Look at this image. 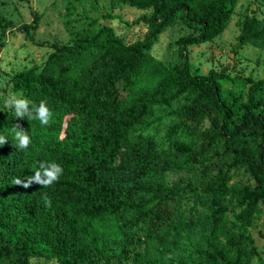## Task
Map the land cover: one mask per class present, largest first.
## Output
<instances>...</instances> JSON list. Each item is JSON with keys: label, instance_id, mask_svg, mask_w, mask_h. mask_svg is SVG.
I'll return each mask as SVG.
<instances>
[{"label": "trees", "instance_id": "obj_1", "mask_svg": "<svg viewBox=\"0 0 264 264\" xmlns=\"http://www.w3.org/2000/svg\"><path fill=\"white\" fill-rule=\"evenodd\" d=\"M61 1L67 22L87 18V27L5 84L30 108L46 100L53 115L42 125L0 109L8 139L0 145V264H113L120 240L135 244L129 264H264L251 231L264 213V77L229 92V67L192 73L188 56V46L223 32L239 0H108L142 11L129 23L144 27L134 41L79 17L83 0ZM32 16L24 27H38ZM0 24L2 36L15 27ZM173 25L182 33L168 43L175 59L164 61L152 48ZM239 38L263 48L264 20L246 15ZM14 124L28 132L27 149L14 146ZM41 161L62 166L58 181L13 183ZM239 169L252 183L232 181ZM255 236L264 240V231Z\"/></svg>", "mask_w": 264, "mask_h": 264}, {"label": "rangeland", "instance_id": "obj_2", "mask_svg": "<svg viewBox=\"0 0 264 264\" xmlns=\"http://www.w3.org/2000/svg\"><path fill=\"white\" fill-rule=\"evenodd\" d=\"M32 11L39 16L37 28L24 27L32 21ZM112 12L118 18L108 19L105 15ZM79 17H89L97 20V25H111L115 32L125 41H134L142 36L144 27L129 23L138 17L142 11L129 5L116 4L111 6L108 0H83L76 5ZM255 15L264 20V0H239L234 13L223 32L210 41L188 46L190 70L192 73H206L209 69L229 67V73L235 82H224L226 91L246 90L248 79H261L264 77V47L256 48L240 41V29L246 15ZM76 17V15H73ZM0 18L12 20L15 27L9 29L5 36L0 32V109L9 113L4 104L5 98L14 92L6 87L10 74L15 71L41 64L54 44H69L75 32L87 27L86 19L73 24L67 22L64 5L61 0H0ZM1 26V24H0ZM34 35V41L28 37ZM182 33L177 25L168 27L160 35L152 48V53L164 61L174 60L176 47L169 46ZM232 181L238 183L251 182L250 175L243 169L234 171ZM134 215L133 210L125 213L128 219ZM128 226H124L127 229ZM264 231V213L259 214L251 231L255 237L258 253L264 259V240L257 238L256 232ZM132 235L138 233V228L132 226L128 229ZM114 249L113 264H129L131 254L135 248L134 243L120 240L112 244ZM29 264H57L55 260H46L40 257L30 258ZM92 264H102L96 257Z\"/></svg>", "mask_w": 264, "mask_h": 264}, {"label": "clouds", "instance_id": "obj_3", "mask_svg": "<svg viewBox=\"0 0 264 264\" xmlns=\"http://www.w3.org/2000/svg\"><path fill=\"white\" fill-rule=\"evenodd\" d=\"M32 102L23 97L22 94L13 93L10 94L4 100V107L12 110V115L15 118L38 119L42 125H48L52 118V112L47 105L46 100H41L39 105H33L30 108ZM14 133L13 139L15 140V147L19 150L27 149L30 145V136L19 124H14L12 130ZM8 139L0 135V145L7 143ZM63 174V168L61 165L55 162L41 161L39 162L38 170L34 175L28 176L22 180L17 177L13 181L15 185L22 186L24 189L30 188L33 184L41 185L42 187H48L54 182L58 181L59 177ZM43 199L47 206H51V200L47 196V193L43 195Z\"/></svg>", "mask_w": 264, "mask_h": 264}]
</instances>
